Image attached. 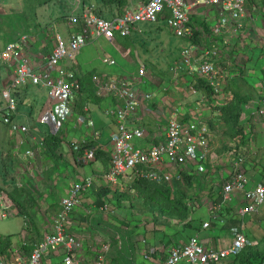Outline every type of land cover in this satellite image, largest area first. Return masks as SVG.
Here are the masks:
<instances>
[{"label":"built area","instance_id":"2783aa9c","mask_svg":"<svg viewBox=\"0 0 264 264\" xmlns=\"http://www.w3.org/2000/svg\"><path fill=\"white\" fill-rule=\"evenodd\" d=\"M77 7H82L81 13L71 12L68 21L73 28L69 37L58 34L57 43L53 50L42 54L40 67H36L29 56V35L22 34L14 40L6 42L0 49V64L12 68L11 79L2 90L0 98V113L4 123L15 126L24 133L31 130L30 124L15 123L18 112V99L14 94L16 89L27 84L49 87V94L41 110L39 121L51 124L53 131L58 132L75 110L77 90L81 83L78 73L73 68L63 66L65 60L75 59L92 36H104L115 40L117 35L131 36L135 27L140 23H156L162 19H169L171 29L181 37H193L194 29L191 26L190 10L199 5H213L222 13H229L237 21L247 15L246 0H146L139 7H127L123 14L112 18L100 15L93 3L83 4L77 0ZM169 13V16H167ZM227 19L223 17L221 24L225 25ZM236 28V29H238ZM198 55L197 45L191 44L182 49V62L190 69L198 66V71L209 79V84L216 94L224 91V72L214 61V47L204 48ZM105 62L115 64L113 57L105 55ZM57 71V75H54ZM141 78H150L146 65L141 64L138 70ZM98 93L102 96H115L119 103L111 106L106 113L115 117L116 129L111 133L107 151L110 154V170L106 178L114 185L118 183L119 176L140 173L141 176L158 182L172 184L175 178H181V170H186L189 161L197 154L204 155L210 146V128L207 125L199 127L185 122L178 113L173 114L167 122L166 138L149 148H140L134 145L135 132L129 127L128 119L137 111L146 97L137 85L132 84L129 78H111L102 80L98 85ZM261 104L258 112L264 114V80L261 85ZM93 125L94 121L90 120ZM86 141V140H85ZM82 142V141H81ZM21 140L19 146L25 145ZM35 144L25 150V155L34 156ZM42 148L44 140L36 141ZM35 145V146H36ZM76 150L80 144H75ZM95 148L84 150L85 160L95 159ZM244 155H240L233 167L231 175L223 185L222 201L211 207V216L218 215L219 210L233 198L236 191L243 194L244 205L240 208L242 215L259 210L264 204V177L253 187H248L250 180L246 176ZM178 166L176 172L161 167L163 163ZM91 175L81 182L74 183L66 196L60 199L59 208L55 213L51 229L43 238L36 241L30 251L25 245L29 241L21 240L20 244L13 245L3 254H0V264H47L46 256L51 253L62 252L66 264H84L76 253L85 247L83 239L78 236L73 227L75 222L73 212L79 204L82 195L93 185ZM102 211H109L110 205L106 201L100 206ZM17 211V207L8 193L0 190V213L5 217ZM210 220L203 222L208 228ZM230 234L232 240L227 246L218 247L202 240L198 234L191 235L184 243L170 246L166 258L160 264H222L225 260L237 256L249 243V237L243 226H233ZM95 264H108L104 258H99Z\"/></svg>","mask_w":264,"mask_h":264},{"label":"crops","instance_id":"0c3cea01","mask_svg":"<svg viewBox=\"0 0 264 264\" xmlns=\"http://www.w3.org/2000/svg\"><path fill=\"white\" fill-rule=\"evenodd\" d=\"M144 2L136 3V0H130V4L128 5V7L131 5L135 6V4L133 3L137 4L135 7H139ZM83 4L88 3H81V6ZM93 4H95L97 8V4ZM248 4H250V2L246 0L247 15L239 21V24L242 25L240 28L237 27V21L231 18L229 13H222L217 7L213 5H199L192 8L190 10L191 26L194 29V35L197 34L196 38L198 36V42L193 38L183 37L185 39V42H183L182 44H179L178 42L173 46V41L170 40L168 36V39H166L165 41L166 45L162 47L167 48L170 52L171 61L169 60L167 63H164L165 66L167 65V70L165 69L164 64H160L158 62L159 56H151L150 54H148L143 56V60L145 62H140V65L144 64L146 65L148 70H150L151 79H143L139 75H127L128 72L124 73V66H119V68L115 69L117 75L113 73L109 78H120L123 75L124 77L129 78L132 84L137 85L144 93H146V97L142 101L140 107L128 119L129 127L135 132L134 145L136 147L149 148L154 144H158L163 141L166 138L167 122L169 118L172 117L173 114L178 113L179 118L181 117V119L193 126L199 127L201 125H207L211 131V145H219L221 143L223 145H226L230 143L241 149L242 152H240V155H244L245 158L244 166L246 168V174L251 173V179L249 178L250 185H248V187H253L264 177V114L261 115L258 112V108L261 104V85L264 80V9L260 10L257 5H255V11L249 14ZM82 7L76 6L74 8V11L79 9L77 12L81 13ZM223 17L227 19V23L225 25L221 24V19ZM159 22L167 25L168 27H163L164 25L159 27ZM159 22L139 24L134 28L131 38L120 36L122 40L120 43H115L116 39L110 40L104 36H92V38H90L87 43L99 40L103 37L107 43H111L112 45L118 44L117 46L120 47L122 54L124 56H127L126 51L127 48H130L129 46H134L139 42L143 43L144 46L148 44V39H146L147 35H150L151 37H160V43L158 44H164L163 34H167V30L165 28H168L169 30H171V32L173 30L171 29L169 19H162ZM154 25H157L156 30L152 29ZM75 27L78 28L79 26L74 25L72 26V29ZM244 28L248 35L247 39L245 40V45H243L242 43H239V45L237 46L233 45L239 38V32L242 30L244 31ZM220 29L222 30V33L220 35L225 38V41L228 43L226 48L228 50V53L226 54V56H223V52L217 53V51H215L213 58L216 64L220 66V68L224 72L223 88H225V90L220 94H210L200 81L201 79L209 83V79L203 76L198 71L197 65L193 69L188 68L181 60V53L184 47L191 44L197 45L198 55L201 54V50H204V48H211V46H207L205 43H211L212 38L216 37L214 36L213 31L217 33ZM206 33L212 36V38L207 37ZM176 45L177 49H179V54L175 53ZM212 47H216L215 43L212 44ZM41 60L34 59L31 61L36 67L39 68L42 62ZM161 60L163 61V59ZM261 61L262 64H260ZM62 64L66 68L70 67L75 69L79 75L88 72L93 73V82L96 86L104 79L102 78V76H107L108 74L113 72V69L111 68L99 69L94 67L90 69L88 67V64L78 61L77 58L73 60H65ZM150 64H154L157 70L161 69L162 72L164 71V73L162 74L154 72L153 68L150 67ZM228 67L233 68L234 71H230ZM257 69L260 70L262 74L258 78V81H255L253 79L254 75L252 74V72H256ZM57 73L58 72L55 71L54 75H57ZM153 75L160 78H154ZM132 79H134L135 81ZM179 82H184V84L189 87V94L183 93L182 91L179 92L178 89L175 90L176 87L173 86L172 83H174L175 85ZM33 86L35 87L36 85L30 83L24 87H20L19 90H22V94H24V90L26 88L28 89L29 87ZM36 87L44 92L40 102L41 109L39 108L38 115L35 116V112H29L28 114L24 109V107L28 106L32 108L33 106H35L34 103L38 100L34 95L30 96V94H28V91H26V94L23 96L24 102L22 104H19L18 112L14 116L16 123H30V116L32 115L31 117L34 120L36 117V124H38L40 127L39 129H35V131H33V133H30L28 136V142L31 146L33 144L36 145V141L43 139L48 131L57 133L53 131L51 124L39 121L41 110L44 106L50 89L49 87L41 85ZM172 89L176 91L174 93V96H171L170 94V90ZM238 94L244 96L246 99V102H244L241 121L244 126L245 134V139L243 142L240 141L239 137H232L231 134H227L228 127L220 117L222 113V111L220 110L221 106H215L216 109H214L215 107H212V109L210 106L211 102L219 101L218 98L223 95L225 99L222 101V103L219 101V105H222L223 102H225L230 96ZM117 103H119V99L115 96H99L96 101L86 103L84 112L80 113L79 111L74 110L73 114L70 115L71 117L67 121L63 122L62 128L59 130L61 145L58 154L60 155V157L62 156V158L66 157L64 159V162H66L67 164H72V166L76 168L74 171L77 170L78 162H82L83 164H91L93 166L92 172L81 171L80 174L78 173V171H76V178L71 177L69 180L70 183L68 185H63V189L66 192V194L63 196H66L69 193L70 187L74 183L81 182L86 176L89 175H91L94 179L93 185L82 195L79 200L78 206L73 212L72 216L74 220L76 219L77 213L83 211V207L87 206L91 209L93 208L94 211H99L98 209L100 208V206L98 205L97 200L105 189L107 190L108 187L112 188L113 190L117 187H119L120 189H127V185L131 182V180H133V177L130 174L126 173V175L119 176L118 183L114 185L106 178V174L110 170L109 165L107 166L104 161L98 159L96 155L94 160H85L83 156L84 151L83 153L76 155L73 150V146L75 147V144L85 140L93 142L94 146L92 147H94L95 149L101 147L102 149L107 150L110 135L116 129V120L114 116L107 114L106 110L111 106H115ZM33 108L36 110L35 107ZM0 120H2V118H0ZM90 120L94 121L93 125L89 124ZM12 127L15 126L12 125ZM21 132L22 131H19L18 133L21 134ZM216 139L218 140L216 141ZM240 155H238L237 158ZM161 167L167 168V170L169 169L171 172H175L177 169H179L178 167L170 165L167 162L163 163ZM110 197H112V193L108 194L105 197L106 201ZM141 197L142 194L139 193V196L137 200L135 199L136 201L134 203L129 200H123V203L127 205L128 209L135 208V210L146 214L150 212V209H148L147 206L143 203ZM94 215L97 214L94 213ZM53 217L50 221V224H48L47 231L51 229L50 227L52 225ZM35 220L41 221L42 223L44 222L42 221V216L40 214L38 215V219ZM91 221L92 222L90 225L86 224L87 226H80V224L75 222L74 226H72V229L76 234L78 233L77 235H79V233L81 234L85 232V234H96L98 232L101 233V231L106 228L105 223L101 222L100 219V222L96 218H91ZM153 222L154 221H152V225H154ZM30 223H32V221H28L29 226ZM120 223H122V221L117 220L116 224L119 225ZM177 227L178 226H175L174 224L169 226L163 222H160L158 225H155L153 229L158 228L161 229V231H155L151 229L153 230L154 238H152L151 240L148 239L147 241L143 239V241L146 243V247L143 248L146 262H143L141 264H160L166 258L170 246L175 244V241L184 243L189 239L191 235H194L193 232L188 233L185 230L186 236L183 237L182 240H179L181 234H175ZM146 230H148V228H146ZM206 233V230L203 229L202 231L196 232L195 234L200 235L202 240L204 241ZM226 234L227 233L220 230V228H218L217 231L215 230V237L213 238V241L211 240L214 243L213 245H215L216 243L218 247L227 246L228 239L226 237ZM44 235H40L35 230L32 232V229L30 228V230H23L21 239L26 240L30 237H34L40 240ZM167 235L170 236V238ZM97 237L98 236H90V238L87 239L85 248L82 251L76 253V256L84 264H95L99 258H106V255L99 254L101 252H99L100 246L98 244ZM169 239H171L170 242ZM212 242L210 244H212ZM224 242L225 244H223ZM164 247H166V249ZM162 249L164 250V252L160 253ZM45 260L47 264H66L64 261V254H62V252L51 253L46 256ZM228 261L229 260L223 262L222 264H229ZM109 262L110 263H107L120 264V262L115 260V258H112V260H110Z\"/></svg>","mask_w":264,"mask_h":264},{"label":"rangeland","instance_id":"374dc122","mask_svg":"<svg viewBox=\"0 0 264 264\" xmlns=\"http://www.w3.org/2000/svg\"><path fill=\"white\" fill-rule=\"evenodd\" d=\"M144 1L145 0H136V3H142ZM247 1L250 2V4H248L249 14L255 11V5H257L260 10L264 9V0ZM84 2L98 3L97 0H81V3ZM77 3V0H53L49 3H44L38 9L37 16L28 20L29 16L25 14V0H0V49L6 44V42L14 40L22 34H28L29 56L32 60H41L42 54L51 51V49L56 46L58 34H62L65 38L70 36L72 27L67 16L74 11ZM136 3L133 4L136 6ZM78 10L79 9L75 12ZM18 14H21L23 19L20 20L17 17ZM158 24H160L159 27L164 25L160 22ZM165 26L167 25H164L163 27ZM152 29L156 30L157 25H154ZM165 29L167 30L166 33L168 35L165 33L163 34L164 44L161 45L158 44L160 43V37H151L150 35H147L146 39H148V44L146 46H144L141 42L134 46H129L130 48H127L126 51L127 56H124L120 47L117 46L118 44L112 45L111 43H107L102 37L99 40L87 43L81 51L82 54L80 53L81 55L79 54L76 58L78 61L88 64L90 69L94 67L99 69H113L112 73L107 76H102L105 80L110 79L109 77H111L113 73L117 75L115 69L119 68V66H124V73L128 72L127 75L136 76L139 75L138 70L140 62H145L143 60V56L145 55L150 54L151 56H159L158 62L160 64L167 63L171 59L169 50L167 48H162L166 45L165 41L168 39V36L170 40L173 41V46L178 42L179 44L185 42L183 37L178 36L173 31L171 32L168 28ZM221 33V29L217 33L213 31L214 36H216L213 38L206 33V36L212 38V41L211 43L205 44L212 47V44L215 43V51H217V53L223 52L222 55L226 56L228 53V50L226 49L228 43L225 41V38L220 35ZM247 36L248 35L244 28V31L242 30L239 32V38L233 45L237 46L239 43L245 45ZM121 41V37H117L115 43H120ZM175 53L179 54L177 45ZM105 54L113 57L116 60V63L109 64L105 62ZM160 58L163 59V61ZM260 64H262V61ZM0 67H2L0 68V98H3L2 89L11 79L12 68L4 64H0ZM150 67L153 68L154 72L164 73L161 69L157 70L154 64H150ZM164 67L167 70V65L165 66L164 64ZM228 69L230 71H234L233 68L228 67ZM252 74L254 75L253 79L258 81V78L262 73L257 69L256 72L253 71ZM122 77L124 76L122 75L120 78ZM153 77L157 79L160 78L155 75H153ZM172 84L176 87L175 90L178 89L179 92L182 91L183 93L189 94V87L186 86L184 82H179L175 85L174 83ZM175 90H170L171 96H174V93L176 92ZM27 91L30 96L34 95L38 100L34 103L35 106H33L36 110L30 106L24 107V109L28 114L29 112H35V116H37L38 110L41 107L40 102L44 92L36 86L29 87ZM223 96L218 98L221 103L225 99ZM219 101L211 102V108L221 106L219 105ZM216 107L214 109H216ZM31 116L29 123L31 130L29 133L21 132V134H19V129H15L12 125L6 124L0 120V190H3V186H5L7 181L10 183L18 182L19 184L28 183L29 187L33 191V206L31 207L33 217L38 219V215L40 214L42 216V221H44L43 223L41 221H36V225L32 222L33 224L30 223L29 228L32 229V232L35 230L40 235H44L45 232H47L48 224H50L52 217L57 212L60 199L66 194L63 189V185H68L71 177L76 178V171L80 174L81 171L92 172L93 166L91 164L78 162L77 170L74 171L76 168H74L72 164L64 162L66 157L62 158L61 156L59 158H55L51 156L47 146H43L42 148H39L37 145L33 146V148L36 149V154L34 156L25 155L24 152L26 148L30 146V143L28 142L29 134L33 133L35 129H39L40 127L36 124V117L34 116V120ZM1 117H3L2 113H0V118ZM24 139L26 140L25 145L19 146V142ZM217 140L218 139H216V141ZM211 142L212 140L210 141L208 152L204 155L197 154L196 156H193L189 161L188 168L186 169L193 172L195 176L193 186L187 189L189 195L191 196V203L194 205L193 215L200 217L201 222L210 220V226L204 229L207 232L205 234L204 241L207 243H211L213 241V238L215 237V230L217 231L222 224L213 221L221 219L216 213L211 216V207L222 199L223 185L227 182L231 175L230 173L233 170L237 156L240 155V152H242L241 149L236 147L234 144L228 143L223 145L221 143L219 145H211ZM176 167L178 166L176 165ZM246 176L250 178L251 173H247ZM107 202L110 205L109 211H102L99 208V211L95 210L97 212L96 213L93 208L91 209L86 206L83 207L82 212L77 213L76 219L74 220V222H77L80 226H87L91 224V218H96L98 221L100 219L101 222H104L106 228L104 227L105 229L101 231V233L85 234V232L81 234L79 233L78 236L83 239L84 244H87V239L90 238V236H98L97 241L100 246L99 252H101L99 254L106 255L105 259L108 263H110L109 261L112 260V258H115V260L120 262V264H141L146 262L143 252V248L146 247V243L143 239L147 241L148 239L151 240L154 238L153 230H151L154 227V225H152L153 214L151 212L146 214L141 213L135 210V208L128 209L125 204L123 206H119L118 203L113 200V197L108 198ZM244 202L243 194L240 191H236L233 194L232 200L226 202L225 205L233 206L236 217L238 219H242V224L248 235H251L252 232L258 233L259 235L264 234V204L260 206L257 211L242 215L240 208L243 207ZM94 213L97 215H94ZM211 217L213 218L211 219ZM117 220L122 221V223L117 225ZM226 222L229 223L230 221ZM145 224H149L148 227ZM175 226H178L177 230L179 229V234H181L179 240H182L183 237L186 236L185 230L179 225ZM231 226L228 227L230 228ZM26 227L28 226L23 215L14 212L4 217L0 213V234H12L13 240L16 244L21 243V234L23 230L28 229ZM33 227L38 228V231ZM146 228H148V230H146ZM187 232L191 233L193 232V229H188ZM226 235L229 244L232 240V235L228 233ZM168 237L170 238V236ZM174 243L178 244L177 241ZM212 244L214 243L212 242ZM223 244H225V242ZM215 246H217L216 243ZM164 248L166 249V247ZM163 249L160 253L164 252Z\"/></svg>","mask_w":264,"mask_h":264},{"label":"trees","instance_id":"16d2710c","mask_svg":"<svg viewBox=\"0 0 264 264\" xmlns=\"http://www.w3.org/2000/svg\"><path fill=\"white\" fill-rule=\"evenodd\" d=\"M53 0H25V14L29 16L28 20L32 17L37 16L38 9L44 4L49 3ZM97 12L105 17L119 16L122 15L124 10L130 4V0H97ZM169 16V13H167ZM20 20L23 19L21 14L17 16ZM79 28V27H78ZM207 28V27H206ZM196 35H193L195 41L198 42ZM121 35H117L120 37ZM116 37V38H117ZM130 37L131 36H124ZM81 86L77 90L76 100H75V110L80 113L84 112L86 103L91 101H96L99 96L98 87L93 82V73H83L78 74ZM203 86L210 94H215V90L211 85L205 81L201 80ZM26 88L24 94L22 90L16 89L14 94L18 99V103L22 104L24 102V95L26 94ZM225 90V88H224ZM244 102L246 99L244 96L238 94L230 96L220 107L221 119L226 123L228 127L227 134H231L232 137H239L240 141L243 142L245 139L244 126L242 124V111L244 109ZM3 121V120H2ZM45 145L49 149L51 156L59 158L60 155L57 153L61 145L60 132L53 133L48 131L43 138ZM80 148L76 150L73 146L74 153L81 154L83 151L89 147L94 146L91 141L79 142ZM95 154L98 159L104 161L108 166L111 164L110 154L107 150L101 147L95 149ZM133 180L127 185V189H108L101 193L97 203L99 206L106 202V196L112 193L113 199L118 203L119 206H123V200H129L134 203L139 193L142 194V201L150 209L153 214L154 226L158 225L160 222L171 226L179 225L184 230L193 229V233L200 232L203 229V222H201L200 217L194 216V205L191 203V196L189 195L188 188L193 186L195 181V176L193 172L188 170H181V178H175L172 184H167L164 182H158L150 178L141 176L140 173L133 176V173H129ZM6 182V180H5ZM3 190L8 193L10 198L13 200L17 207V214L23 215L30 230L28 221H32L36 225V220L33 217L31 207L33 206V191L29 187L28 183L18 182H6L3 186ZM136 193V196H135ZM136 199V200H135ZM108 200V199H107ZM221 220H213L217 223H222L220 230L225 233H230L233 226H243L242 219L236 217V213L233 210V206L224 205L221 210H219L217 215ZM217 217V218H218ZM213 217H211L212 219ZM226 221H230L229 223ZM232 222V223H231ZM226 223V224H225ZM232 225V226H231ZM228 226H231L230 228ZM244 227V226H243ZM34 228V227H33ZM37 229L38 228H34ZM245 229V228H244ZM155 231H161V229L154 228ZM163 230V229H162ZM246 231V230H245ZM180 230H176L175 234L179 235ZM247 233V232H246ZM248 235V233H247ZM249 243L240 251V253L232 257L229 260V264H264V234L259 235L258 233L252 232L248 235ZM29 241L25 245L26 250L30 251L33 244L38 240L34 237H30ZM171 239H169V242ZM14 243L13 235L0 234V254L5 253ZM179 243V242H178ZM225 260L224 262H226Z\"/></svg>","mask_w":264,"mask_h":264}]
</instances>
